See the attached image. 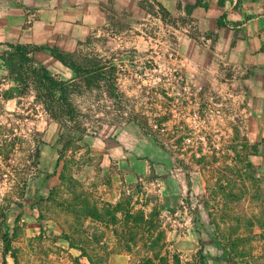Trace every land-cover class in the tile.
<instances>
[{
    "label": "rangeland",
    "instance_id": "rangeland-1",
    "mask_svg": "<svg viewBox=\"0 0 264 264\" xmlns=\"http://www.w3.org/2000/svg\"><path fill=\"white\" fill-rule=\"evenodd\" d=\"M191 3L107 0L104 36L72 52L104 76L53 74L68 83L72 113L31 75L15 98H2L15 82L2 59L11 49H0V264H91L79 243L96 263L147 264L149 241L158 245L155 264H264V179L249 157L256 143L213 54L201 64L199 48L211 42L186 13ZM64 164L81 185L55 191ZM70 191L98 206L120 202L118 221L72 215L70 207L86 205L69 204ZM6 231L16 263L3 251Z\"/></svg>",
    "mask_w": 264,
    "mask_h": 264
},
{
    "label": "crops",
    "instance_id": "crops-1",
    "mask_svg": "<svg viewBox=\"0 0 264 264\" xmlns=\"http://www.w3.org/2000/svg\"><path fill=\"white\" fill-rule=\"evenodd\" d=\"M107 0H0V49L8 44L58 46L73 52L89 37L105 34ZM194 3L195 0H188ZM190 13L211 46L199 48L201 64H216V77L235 100L257 175L264 179V0H208ZM173 6L175 5L174 3ZM209 42V43H210ZM8 47V46H7ZM78 47V48H77ZM206 53L208 55H206ZM35 62L60 79L76 74L48 49L34 53Z\"/></svg>",
    "mask_w": 264,
    "mask_h": 264
},
{
    "label": "trees",
    "instance_id": "trees-1",
    "mask_svg": "<svg viewBox=\"0 0 264 264\" xmlns=\"http://www.w3.org/2000/svg\"><path fill=\"white\" fill-rule=\"evenodd\" d=\"M208 0H195L194 3H191L189 5L186 6V13L190 14L192 12V10L196 7V6H207ZM225 0H217L218 4H223ZM162 11L165 14H168V11L164 8L161 7ZM9 49H11V51H5V55L2 56V59L7 67L8 72L13 76V81L15 82V86L7 89L6 91H4L2 93V98L4 99H10V98H15L17 95H15L14 93V89L19 85V84H23L25 85V87L28 86L26 78H28L29 75L34 77V81L37 84V86H39L40 89L44 90L45 95L47 96V98L53 99V97L57 96L59 98H61L66 105L69 107V111L74 110L72 108V105L67 103L68 102V83H66L63 80H60L58 78H55L54 75L52 73H50V71L48 69H46L43 66L40 65H33V54L38 51V50H43V49H48L51 53V55L56 58L57 60H59L61 63H63L64 65L70 67L76 75H83V78H85V81L89 82V80L93 77H100L102 78L104 76V72L102 71V69L100 67H97V65L93 62L90 63L91 65H85L82 64L80 62H77L73 59L72 57V52H68L65 51L63 49H61L60 47L54 45V46H50V47H46V46H38V45H30V44H8L7 45ZM98 77V78H99ZM256 145H253V150L249 153V155L255 151ZM67 169V165L64 164L61 168V171L59 173V183L57 186L53 187L55 188L54 190L56 191L58 189V187H72L74 189H76V187H80L81 185V181L79 179H76L74 177H72L70 174L67 173L66 171ZM57 188V189H56ZM53 189L51 190V192L49 194H52ZM70 193L72 194L73 197V201L69 202L70 203H74L75 205L77 204H85L86 207H84V209H81L79 207H75L73 205V207H70V212L72 215H75L77 218L80 217H84L86 219H89L91 221V225L94 223H102V222H106V219L108 218L111 222L116 223L117 220V212L120 211L121 208V203L117 202L114 205L111 204H106L103 203L101 206H98L97 203L95 202H91L88 199V195L86 196V198L80 202L79 197L80 194L82 192L79 193H75V191H70ZM54 198V197H53ZM52 197H50L49 195V200H54ZM126 215V214H125ZM135 218H133L134 221L136 222H143V223H147L148 226H146V230H148V233H150V229L149 226H151L150 222H148L147 220L144 219L143 214L141 212H137L135 214ZM151 215H154L153 213H151ZM128 217H134L130 214H128ZM139 225H132L133 228V233H136L137 228ZM73 232V234L71 235V237L73 238L78 233H76V231ZM112 232H115V234H117V230L114 229L112 230ZM69 238V237H68ZM2 242H3V251L4 253H8L9 251H11L12 253V257L14 258V261L16 263V257L14 255L13 252V247L11 245V239L9 237V233L6 231L4 234H2ZM77 245V242H76ZM95 247L94 248H101L102 246H100L99 240H95L94 243ZM79 250L81 251L80 256H86L89 259V263L91 264H103V263H96L95 260H97V262L100 261V259H98L96 256L93 255V257L88 255L87 249L86 247L82 244L79 243V245H77ZM149 252L151 255L147 256V258L144 259V262H147V264H155V258L158 257V253H156L157 251V242L156 241H149L148 243L145 242L143 245ZM129 248V245L127 246ZM130 250V249H129ZM155 257V258H154ZM154 258V259H153ZM75 258L74 260L76 261ZM165 258H161L159 257V263L158 264H165Z\"/></svg>",
    "mask_w": 264,
    "mask_h": 264
},
{
    "label": "built area",
    "instance_id": "built-area-1",
    "mask_svg": "<svg viewBox=\"0 0 264 264\" xmlns=\"http://www.w3.org/2000/svg\"><path fill=\"white\" fill-rule=\"evenodd\" d=\"M203 38H204V40H205L207 43H209V42H210V39H209L208 37H206V36H203Z\"/></svg>",
    "mask_w": 264,
    "mask_h": 264
}]
</instances>
